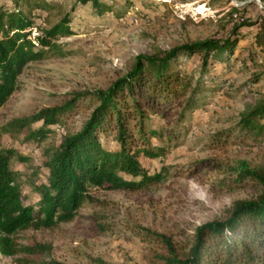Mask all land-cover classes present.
Listing matches in <instances>:
<instances>
[{
	"label": "rangeland",
	"instance_id": "1",
	"mask_svg": "<svg viewBox=\"0 0 264 264\" xmlns=\"http://www.w3.org/2000/svg\"><path fill=\"white\" fill-rule=\"evenodd\" d=\"M49 1L50 9L34 10L32 34L67 14L74 33L58 37V47L49 57L28 62L19 87L0 105V150H14L11 167L19 174L23 202L35 211L42 197L37 186L48 182L47 148L79 129L94 102L83 99L65 122L51 125L43 140L32 136L43 120L23 129H11L10 121L60 105L76 92L107 88L140 53L226 35L236 21L229 17L235 8L264 19L263 0H101L104 9L91 0ZM252 28L240 40L246 45L241 59H232L229 68L220 62L209 65L220 74L214 80L207 74L201 105L187 125H176L180 104L166 116L150 114L149 123L158 130L150 134L151 140L165 149L154 157L141 153L140 160L149 173L161 172V180L138 189L90 183V197L72 220L12 232L0 229V236H9L17 245L42 243L51 248L50 255L45 250L29 255L0 249V264H28L27 257L65 264H159L165 247L150 231L184 240L202 223L223 217L234 200L255 196L257 184L251 179L238 181L233 170L240 159L256 163L264 157V134L258 139L244 137L239 125L247 106L264 96V56L254 40L257 25ZM201 63L198 54L180 59V66L197 76ZM258 73L260 78L254 79ZM101 136L106 147L119 146L114 131Z\"/></svg>",
	"mask_w": 264,
	"mask_h": 264
},
{
	"label": "trees",
	"instance_id": "2",
	"mask_svg": "<svg viewBox=\"0 0 264 264\" xmlns=\"http://www.w3.org/2000/svg\"><path fill=\"white\" fill-rule=\"evenodd\" d=\"M91 1L98 9L106 7L101 0ZM52 6L49 0L0 1V105L19 87V76L28 62L49 57L58 47V37L74 33L71 16L67 14L50 27H42L32 34L36 27L34 10H47ZM229 17L236 21L224 36L140 53L132 67L107 88L76 92L60 105L10 121L11 129H23L43 120V125L32 131L33 137L43 140L51 125L65 122L66 116L83 99L90 97L94 102L79 129L66 133L58 146L47 148L48 182L37 186L42 195L37 211L23 202L19 174L11 167L14 150H0V229L12 232L72 220L90 197V183L107 189H138L161 180L164 177L161 172L149 173L140 160L141 153L154 157L165 149L151 140L150 134L158 130L149 123L150 114L166 116L180 104L176 125H187L201 105L207 74L213 80L220 74L209 65L220 62L224 68H229L232 59H241L246 45H241L240 40L247 37L254 25H257L254 40L264 56V19L261 22L245 15V8H235ZM195 54L202 60L199 76L180 66L181 57ZM259 78L258 73L254 79ZM239 125L244 137L258 139L264 134V96L247 106ZM110 131L115 132L119 144L116 148L104 145L101 133ZM159 133L162 134V130ZM233 170L238 181L251 179L257 184L256 195L234 200L226 207L223 217L202 223L184 240L166 232L150 231L165 247L159 264H264V157L256 163L240 159ZM0 249L5 253L29 255L44 250L47 255L51 253L50 245H17L6 235L0 236ZM26 263L65 264L56 259L37 261L30 257L26 258Z\"/></svg>",
	"mask_w": 264,
	"mask_h": 264
}]
</instances>
